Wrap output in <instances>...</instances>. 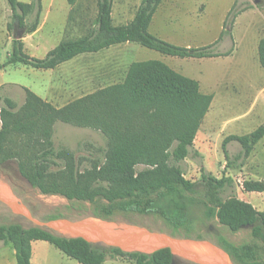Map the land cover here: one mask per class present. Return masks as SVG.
<instances>
[{"label":"trees","instance_id":"trees-1","mask_svg":"<svg viewBox=\"0 0 264 264\" xmlns=\"http://www.w3.org/2000/svg\"><path fill=\"white\" fill-rule=\"evenodd\" d=\"M11 12L6 27L12 34L11 49L0 71L11 65H23L36 70L54 69L78 55L97 53L115 45L134 43L165 56L182 59L226 57L231 50L217 52L224 32L212 44L203 47H180L148 32L162 0H141L133 18L126 24L112 23L113 0H96V16L91 29L83 36L62 40L44 58L29 56L22 39L37 30L41 1L30 3L5 0ZM73 6L74 0H67ZM231 8L232 21L241 11ZM34 20L27 26L28 18ZM225 29V28H224ZM230 34L231 29L224 30ZM258 61L264 69V37L257 48ZM2 87V86H1ZM24 103L14 111L13 102L4 98L6 108H0V164L10 155L3 145L10 133L23 136L40 135L49 139L55 122L101 132L107 139L102 165L79 172L72 154L47 149L41 158L52 157L66 161L64 170L47 174L39 164L19 163V173L31 187L43 195H59L71 202L88 203L91 216L112 221L117 216H153L171 232L189 238L194 227L193 209L203 208L207 219L217 222L232 233L249 228L251 236L264 246V213L234 196L222 198L233 183L223 174L220 178L202 172L197 183L184 178L179 167L169 161H183L192 147L197 131L207 114L212 95L202 94L196 80L185 77L157 60L133 62L122 83L107 87L55 109L26 88ZM264 137V125L245 135H229L222 141L227 168H241L254 146ZM236 142L240 151L229 155L227 145ZM146 169L136 173L135 167ZM202 187L198 200L197 186ZM247 192H264V183L245 182ZM61 218L50 215L48 220ZM200 239V238H197ZM0 241L11 244L16 264H32V242L44 241L79 264H103L107 255L127 257L133 264H170L173 255L162 249L151 255L125 253L112 248L99 250L82 238H61L39 228H23L19 224L0 226ZM218 245L234 264H264L257 244L235 245L223 237Z\"/></svg>","mask_w":264,"mask_h":264},{"label":"rangeland","instance_id":"rangeland-1","mask_svg":"<svg viewBox=\"0 0 264 264\" xmlns=\"http://www.w3.org/2000/svg\"><path fill=\"white\" fill-rule=\"evenodd\" d=\"M41 2L44 7L54 4L50 9L52 15L45 17L42 8L34 39L31 35L23 39L25 52H34L38 59L44 57L43 50L52 49L60 41L85 35L92 27L97 11L96 0H74L73 6L67 0ZM140 2L141 0H113L112 23H128ZM233 6L235 12L241 11L234 21L232 17H228ZM10 15L6 1L0 0V63L5 61L11 49L12 34L6 27ZM33 20L34 14L28 18L27 26ZM228 29H231L230 34L224 31ZM148 32L170 44L194 48L214 43L224 32L222 45L216 47V51L231 52L227 57L182 59L165 56L134 43H126L95 54L83 55L52 71L36 70L23 65L10 66L0 72V83L9 84L0 87V108H6L3 99L8 98L15 106L14 111L19 110L24 103L22 87H25L55 109H61L96 91L122 83L133 62L161 61L177 73L196 80L200 91L213 97L188 156L180 162L170 160L169 165L179 167L185 179L197 184L203 171L216 178L225 174L233 183L224 190L221 197L234 196L251 204L256 211L264 213V192H247L244 189L245 182L264 183V137L254 146L241 168L226 167L221 146L228 135H245L264 125V69L257 56L258 43L264 37V0H162L153 15ZM38 41L44 43L45 48L40 46L34 50L33 46ZM52 130L49 139L40 135H7L3 148L10 158L0 164V190L9 202L37 222H48L50 215H59V219L71 221L93 218L88 203L67 201L59 195H43L31 187L19 173V163L28 166L39 164L47 174L64 170L66 161L57 159L55 155L40 157L50 148L54 154L59 151L72 154L75 168L79 172L90 170L94 164H103L107 139L101 132L62 122H55ZM227 151L232 157L240 151V147L236 142H231L227 145ZM144 169L146 166L139 165L135 167V172ZM197 191L196 198L201 200L200 185L197 186ZM193 216L194 227L189 238L183 233L172 236L162 222L153 216L129 215L117 216L112 221L96 220L104 227L116 231L196 240L216 248H220L219 237L235 245L257 244L259 255L264 261V246L251 236L249 228L232 233L216 219H207L201 205L193 209ZM9 224H19L25 229L34 225L0 200V226ZM91 246L106 250L96 244ZM186 250L203 255L214 254L209 248ZM174 259L177 264H198L178 254H175ZM31 263L79 264L44 241L32 242ZM0 264H16L13 246L3 245L1 241ZM103 264H133V261L127 257L107 255Z\"/></svg>","mask_w":264,"mask_h":264},{"label":"water","instance_id":"water-1","mask_svg":"<svg viewBox=\"0 0 264 264\" xmlns=\"http://www.w3.org/2000/svg\"><path fill=\"white\" fill-rule=\"evenodd\" d=\"M257 2V0H255ZM0 200L20 216L34 223L32 228H39L61 238H82L90 245L96 244L105 249L116 248L125 253H140L151 255L162 249H169L173 255L170 264L175 262V254L181 255L198 264H234L228 254L222 248L212 247L207 243L196 240H177L168 236L158 234L116 231L104 227L94 218H83L79 220L56 219L48 222H37L28 214L24 213L9 202L6 195L0 190ZM31 228V227H30ZM208 246V247H207ZM187 248L207 249L214 252L213 255H203L186 250Z\"/></svg>","mask_w":264,"mask_h":264},{"label":"crops","instance_id":"crops-1","mask_svg":"<svg viewBox=\"0 0 264 264\" xmlns=\"http://www.w3.org/2000/svg\"><path fill=\"white\" fill-rule=\"evenodd\" d=\"M53 6H54V4H47V7H44V3L42 4V2H41V7L43 8V12H44V16L46 17V16H48V15H52V12L50 13V9H52L53 8ZM42 11V10H41ZM37 31L38 30H36L34 33H32V34H28V36L29 35H31V38L32 39H34V36L36 35V33H37ZM27 36V35H26ZM23 39H25V38H23ZM22 39V42H24V40ZM229 41V40H228ZM59 44V43H58ZM57 44V45H58ZM126 44V43H125ZM56 45V46H57ZM220 45H222L221 44V42L218 44V46H220ZM41 46V48H45V44L44 43H40L39 41L37 42V45H35L34 44V46L33 47H35V49L34 50H37V49H39V47ZM115 46H117V45H115ZM217 46V47H218ZM112 47H114V46H112ZM54 48V47H53ZM52 48V49H53ZM111 48V47H110ZM25 49H26V47H25ZM109 49V48H108ZM46 50V49H45ZM51 49H49L48 51H50ZM105 50H107V49H105ZM25 51V50H24ZM48 51H44L43 50V53L46 55L47 54V52ZM103 51V50H102ZM226 51H228V50H219V52H226ZM25 53H27L29 56H31V57H35V58H37L36 56H38L37 54H35L34 52H25ZM98 53V52H97ZM89 54H95V53H85V54H81V55H78V56H76L75 58H73V59H71V60H69V61H67V62H64V63H62V64H60L59 66H57V67H60V66H62V65H64V64H66V63H68V62H70V61H72V60H74V59H76V58H78V57H81V56H83V55H89ZM45 55H44V57H45ZM229 56V55H228ZM258 56V55H257ZM44 57H41V58H39V59H42V58H44ZM227 57V56H226ZM216 58H218V57H216ZM209 59H212V58H209ZM259 62V61H258ZM17 65H19V64H17ZM11 66H15V65H11ZM8 67H10V66H8ZM56 67V68H57ZM7 68V67H6ZM5 68V69H6ZM56 68H54V69H56ZM5 69H3L2 71H4ZM54 69H49V70H43V71H52V70H54ZM172 69V68H171ZM1 72V71H0ZM6 85H9V84H7V83H0V87L1 86H6ZM22 88H25V87H22ZM200 88V87H199ZM27 89V88H26ZM201 92V91H200ZM202 93V92H201ZM203 94V93H202ZM206 95H210V94H206ZM231 135H233V134H231ZM229 136V135H228ZM31 246H32V244H31Z\"/></svg>","mask_w":264,"mask_h":264}]
</instances>
